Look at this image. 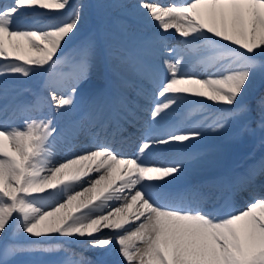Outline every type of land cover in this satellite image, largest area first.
<instances>
[{
	"label": "snow or ice",
	"instance_id": "1",
	"mask_svg": "<svg viewBox=\"0 0 264 264\" xmlns=\"http://www.w3.org/2000/svg\"><path fill=\"white\" fill-rule=\"evenodd\" d=\"M69 8L40 27L22 19L27 10ZM135 11L179 36L172 45L157 32L138 45L140 53L163 54V70L140 60L139 85L110 82L87 94L82 117L61 124L57 117L75 107L97 50L95 40L83 42L72 57L74 71L55 72L69 59L63 45L78 30L82 6L71 0L0 5V76L45 71L50 97L20 101L0 85V111L18 118L0 121V264H33L20 258L53 252L66 253L59 264H105L51 246L53 235L99 249L101 257L115 249L112 264H264V194L254 191L264 160L209 186L168 187L199 164L190 145L202 130L218 133L234 121L264 129V94L246 100L255 81L264 84V0H137ZM109 55L131 63L127 54L110 49ZM189 64L206 74L186 71ZM189 96L221 107L196 127L162 128ZM193 113L202 115L198 108ZM128 127L139 138L131 156L115 147ZM158 151L169 155L151 159ZM245 190L249 202L236 207L234 195Z\"/></svg>",
	"mask_w": 264,
	"mask_h": 264
},
{
	"label": "bare ground",
	"instance_id": "2",
	"mask_svg": "<svg viewBox=\"0 0 264 264\" xmlns=\"http://www.w3.org/2000/svg\"><path fill=\"white\" fill-rule=\"evenodd\" d=\"M76 1L77 0L71 1L73 7ZM160 2L168 4L173 2V0H160ZM176 2H179V0H176ZM10 3L11 0H0V5H7ZM136 3L137 0L120 1L117 3L119 4V10H115L110 17L106 18V21L104 20L105 22L108 21L111 23L112 27L109 28V32L116 37V40H110L109 37L106 36L108 33L106 31L104 32V37H101L100 46H97L96 55L92 59V66L88 78L91 80L88 83L90 87L78 91L75 97V99H77L75 100V107L65 115L57 117L61 124L71 119H79L83 116L87 109V92L91 93L98 89L105 88L110 82L119 84L121 81H128L130 84L139 85L141 81L136 75L134 65L140 60H150L163 70V54L140 53L138 51V45L141 41L150 38L157 32L172 45L179 42V36L175 33V30H169L167 33L160 31L154 26V23H149L142 16L138 15L135 11ZM70 11L71 8L65 10H27L23 12L22 19L28 24L35 21L36 26L40 27L51 22L49 20L50 16L66 15ZM95 14L94 12L92 13V18H94ZM43 18L46 19L43 20ZM94 22L92 20V23ZM94 25L98 27V23H94ZM89 27L91 28L90 22L84 21L81 16V21L75 35L63 45V52L69 53L70 56L68 60L63 61L61 66L58 67L60 74H70L74 71L72 57H74L76 53L71 51L67 45L72 44L80 46L89 39L93 40ZM142 32L145 33L143 38H141L142 35H140ZM110 49L118 54H127L131 58V63L121 64L114 56L109 55ZM0 63H3V61L0 60ZM186 71L196 73L197 75L206 74L204 68L195 64H189ZM41 73H43V71H37L29 77H23L19 74L0 76V85H5L9 89L10 95H15L20 101L32 100L37 95L49 97V93L45 88L46 81L37 82V79H35L36 75L38 77ZM17 78L21 79L22 83ZM25 79L28 81L27 83L30 84V87L25 88ZM124 91H126L129 99H136L132 88L124 89ZM261 94H264V84L257 80L252 85L249 94L246 96V100L251 101L254 97ZM187 99L188 102L180 104L175 111L170 112V118L163 122L161 125L162 128L167 130L174 127H196L198 124L203 123L206 117L214 115L221 107L218 104L206 100V98L189 96ZM140 103H143V100H141ZM194 108H198L199 113H202V115L194 114ZM45 111L47 112L48 109L45 108ZM5 119L18 120V118L11 116V109H9L6 114L0 111V121ZM242 127V121H234L218 133L202 130V137L194 140L190 145V151L197 152L200 156L199 164L194 168H189L185 175L172 182L168 186L169 190H173L177 187H187L189 185L209 186L215 180L205 178L206 176L216 174L220 178L227 175L234 178L244 173L250 166L257 165L260 161L264 160V136L261 137L264 129L259 130L254 136H252V134L251 139L248 140V134L252 131L251 126L249 124L248 129L243 132V135H239V131ZM129 133H133L134 135L129 137ZM135 133L136 129L128 127L127 132H125L115 144L117 150L125 156H131L136 152V144L139 142L137 139L139 138ZM243 137L246 138L245 142ZM81 141L86 143L84 137H81ZM253 149H256V151L254 152ZM253 152L259 156L253 157ZM167 155H169V153L158 151L151 159L162 161L163 157ZM196 181L197 183H195ZM261 183H264V178L258 179L257 181L254 189L256 195L264 194V189L260 187ZM250 191L251 190L237 192L233 197L234 205L236 207H243L246 205L250 200ZM107 232L108 230H105L106 234ZM41 239L43 240L45 238ZM59 243L64 244L77 253L87 252L84 245L60 236H57L56 240L50 244ZM94 250L99 251V249Z\"/></svg>",
	"mask_w": 264,
	"mask_h": 264
},
{
	"label": "rangeland",
	"instance_id": "3",
	"mask_svg": "<svg viewBox=\"0 0 264 264\" xmlns=\"http://www.w3.org/2000/svg\"><path fill=\"white\" fill-rule=\"evenodd\" d=\"M120 1H122V0H77L76 4H74V7L77 6V5H81L82 6V17H83V20L87 21V22H90L91 28L90 27L89 28L91 30V36H92L93 40L96 41V45L97 46H100L101 37L102 36L104 37V32L105 31L108 33V34H106V36L109 37L110 40H116V37L112 33L109 32V28L112 27L111 23L108 22V21L107 22H105V21H106V18L110 17L115 10H119V4H117V3H119ZM93 12L96 13L94 15V18H92V13ZM45 19L43 18V20H45ZM92 20H93V22L95 21L94 23H98V27L96 25H94V23H92ZM140 35H145V34H144V32H142V33H140ZM70 45H72V44H68L67 47H69ZM59 66H60V64L57 67H59ZM45 67H47V66H45ZM41 74H44V77H45L44 81H46L48 79V75H47L48 73L43 71V73H41ZM41 74L38 75V77L36 75L35 79H37V82H41L42 81V78H40L42 76ZM17 79L19 81H21V83H22L21 79H19V78H17ZM90 81L91 80L88 79L87 81L82 83L81 86L88 85V83ZM27 82L28 81L25 79V81H24V83L26 85L25 88L30 87V84H28ZM240 126H242V125H240ZM250 126H251V130L252 131H250V133L248 134V140L250 139L252 134H253L252 136H254V135L257 134V132L259 130H261V128L258 126V124L255 121L250 123ZM244 131H245V128L243 126L241 128V130L239 131L240 132L239 135H243ZM263 136H264V132H262V134H261V137H263ZM245 140H246V138H244V142H245ZM253 150L256 151V149H253ZM56 238H57V236L53 235L50 238V243L53 242L54 240H56ZM50 245L53 246V247L62 246L64 249L68 250L69 252L70 251H74L73 249H69L64 244H61V243H59V244H50ZM100 251L101 250H99V251L87 250V252H84L82 254L84 255L85 258H87L88 255L91 256V255H94V254H98ZM65 255H66L65 252L38 253V254H36L34 256L21 257L20 259L26 260V261H31V262H33V264H41V263L53 264V263H59L60 261H62L64 259ZM114 255H115V257H117L115 260H117L118 256H117V253H116L115 249H113L110 254L105 255V257H108V259H111V262H113L112 258H114Z\"/></svg>",
	"mask_w": 264,
	"mask_h": 264
}]
</instances>
